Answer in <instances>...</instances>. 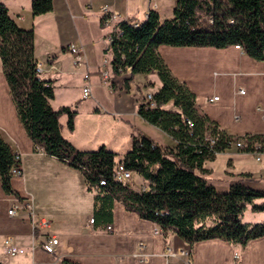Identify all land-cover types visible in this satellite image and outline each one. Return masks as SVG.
I'll return each instance as SVG.
<instances>
[{"label": "crops", "instance_id": "1", "mask_svg": "<svg viewBox=\"0 0 264 264\" xmlns=\"http://www.w3.org/2000/svg\"><path fill=\"white\" fill-rule=\"evenodd\" d=\"M165 2V3H164ZM168 2V3H167ZM162 0H53V10L34 16L33 0H0L10 16L24 29L35 33V57L41 76L53 82L54 110L69 107L76 110L74 129L68 116H61L62 136L77 150L94 152L104 147L118 155L120 162L133 149L134 139L143 137L170 148L176 142L138 113L146 95L157 93L162 82L159 75H131V71L115 75L107 67L109 81L102 79L103 61L113 60L110 36L121 22L143 24L150 9L161 20L173 18L177 1ZM115 19L106 22L104 9ZM81 47L82 63L67 47ZM159 54L172 74L196 94V108L216 121L228 134L236 137L264 134V61L252 59L231 46L211 47L160 46ZM89 80H85V75ZM89 83L92 93L83 97ZM241 91H244L242 93ZM214 97L217 101L211 102ZM167 111H177L169 103ZM0 136L14 154L22 159V174L13 175L12 186L19 197L8 195L0 181V264H264V237L245 246L220 239L202 241L194 246L186 243L173 229L163 230L156 223L140 218L120 201L114 202L111 221L95 218V195L90 191L84 173L67 162L39 151L28 136L10 94L0 58ZM203 176L209 185L225 193L235 184L264 191V154L260 161L255 153L232 146L214 160L203 164ZM141 178L136 192L148 186ZM27 198L34 201L35 217L23 209ZM257 204L264 203L258 200ZM16 208L15 215L9 210ZM48 224L44 225L43 222ZM248 225L264 223V212H254L251 205L243 216ZM111 225L114 231L108 232ZM56 236V254L43 249V241ZM25 250L9 256L5 242ZM143 247L147 255L141 262L137 254ZM168 248L187 251L185 257L166 258Z\"/></svg>", "mask_w": 264, "mask_h": 264}, {"label": "trees", "instance_id": "2", "mask_svg": "<svg viewBox=\"0 0 264 264\" xmlns=\"http://www.w3.org/2000/svg\"><path fill=\"white\" fill-rule=\"evenodd\" d=\"M173 18L161 20L150 9L143 24L121 22L110 36L111 62L115 75L131 68V75L156 72L162 82L153 94L156 108L139 105V115L170 136L176 147L156 144L143 137L134 139L133 149L120 162L147 182L136 192L129 184L111 180L118 155L104 147L94 152L77 150L62 136L61 116L67 114L74 129L76 110H54L53 82L44 79L35 57V33L21 28L0 3V58L3 72L19 118L30 139L45 153L80 169L88 189L97 190L95 218L111 221L115 201L122 202L140 218L156 223L163 230L173 229L186 243L220 239L245 246L264 237V223L243 222L247 206L264 212V191L235 184L218 192L201 176L203 164L243 141L239 150L264 151V134L236 137L224 131L208 115L196 108V94L171 72L159 54L160 46L225 49L239 45L252 59L264 61V0H176ZM53 10V0H33L34 16ZM173 103L177 111L165 107ZM191 122V125L187 123ZM213 140L214 143L210 141ZM256 146H260L257 149ZM15 154L0 136V181L6 194L19 197L12 186ZM107 186H99L101 179Z\"/></svg>", "mask_w": 264, "mask_h": 264}, {"label": "built area", "instance_id": "3", "mask_svg": "<svg viewBox=\"0 0 264 264\" xmlns=\"http://www.w3.org/2000/svg\"><path fill=\"white\" fill-rule=\"evenodd\" d=\"M104 13L106 15L105 19H106L107 23L111 22L112 20L115 19L114 15H110L107 7L104 9ZM235 48L243 51L242 47H240L239 45H236ZM67 50L75 56V58H76L75 64L80 65L82 63L81 47H79L76 44H72V45L67 47ZM110 65H111V62L107 58H104V61H103L104 70L102 72V79L105 83H108V81H109V75L110 74H109L107 67H109ZM38 70H39V72H41V66L40 65H39ZM127 70L131 71V68H128ZM85 80H89L88 74L85 75ZM241 92L244 93V91H241ZM91 93H92L91 86L89 83H87L86 86L83 88V97L88 98L91 95ZM218 99H219V97H214L210 101L213 102V101H217ZM144 103L150 108H156V102L154 101V97H153L152 93H149L146 95ZM187 123L189 125H191L190 121H187ZM210 142L214 143L213 140H211ZM233 146L240 149L244 146V142L243 141H237V142L233 143ZM256 148L260 149L261 147L256 146ZM38 150L41 151V150H43V148L38 147ZM255 154L257 155V160L260 161L262 154H264V151L263 152L257 151V152H255ZM14 162H15V164H14L13 169H12L13 175H21L22 174V159H21V156L19 154H15ZM133 175H134V172L126 169V167L124 166V163L118 162L114 167L111 180L116 182V183H122L124 185L129 184L131 186V183L133 180ZM108 184H109V180L105 179V178L101 179L99 182V186H107ZM145 189L146 188H143L142 190H145ZM34 206H35V204H34V201L32 198H27L23 202V209H25L27 211L28 215L31 218L35 217ZM16 213H17L16 208L9 210V215H15ZM90 222L94 223V219H91ZM43 224L47 225L48 222L45 221V222H43ZM107 230H108V232H112V231H114V228L111 225H109V226H107ZM58 245H59V239L56 236H48L43 241V249L49 254H56ZM5 248H6V253L9 256H15L17 254H22L25 252L24 249L15 246V244L13 243V240H11V239H9L5 242ZM137 256L141 262L145 261V258L147 255L145 254L143 247H141L139 249ZM169 257H185L186 259L190 260L191 254L187 251H184V250L175 251L172 248H168V253L166 254V258L168 259ZM239 261H240V255L236 254L234 257V264H239Z\"/></svg>", "mask_w": 264, "mask_h": 264}, {"label": "rangeland", "instance_id": "4", "mask_svg": "<svg viewBox=\"0 0 264 264\" xmlns=\"http://www.w3.org/2000/svg\"><path fill=\"white\" fill-rule=\"evenodd\" d=\"M162 1H169V2H171V1H174V0H162ZM165 3V2H164ZM168 3V2H167ZM133 179L135 180V188H138L140 185V181H141V178L138 176V175H133Z\"/></svg>", "mask_w": 264, "mask_h": 264}]
</instances>
